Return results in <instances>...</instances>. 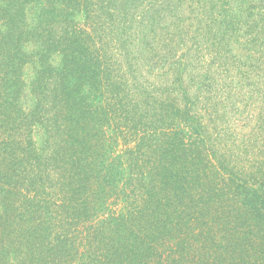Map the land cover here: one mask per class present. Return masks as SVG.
Wrapping results in <instances>:
<instances>
[{
	"label": "trees",
	"instance_id": "16d2710c",
	"mask_svg": "<svg viewBox=\"0 0 264 264\" xmlns=\"http://www.w3.org/2000/svg\"><path fill=\"white\" fill-rule=\"evenodd\" d=\"M0 264H264V0H0Z\"/></svg>",
	"mask_w": 264,
	"mask_h": 264
}]
</instances>
